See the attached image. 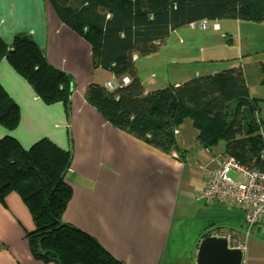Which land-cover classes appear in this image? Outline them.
<instances>
[{"label":"crops","instance_id":"crops-1","mask_svg":"<svg viewBox=\"0 0 264 264\" xmlns=\"http://www.w3.org/2000/svg\"><path fill=\"white\" fill-rule=\"evenodd\" d=\"M203 20L219 28L201 29L191 23L157 42L155 52L134 57L144 95L226 69H241L251 96L259 101L264 137V20L202 17L193 23ZM19 32L30 33L50 63L75 80L66 113L62 102L46 104L6 58L0 62V84L20 107L19 125L13 130L0 125V139L11 136L30 149L47 138L73 153L66 174L72 197L64 222L94 236L126 264H197L205 232L214 227L247 230L240 209L193 200L222 161L224 142L203 146L192 120L186 118L176 134L184 151L181 157L176 150L164 152L112 125L85 94L91 84L105 87L118 77L110 69L94 66L90 43L62 22L46 0H0L2 39L11 45ZM24 204L16 192L6 197V204L0 201V264H54L32 254L27 233L34 222ZM219 207L229 210L224 219L232 225L217 226L218 216H204ZM190 219L200 223L187 247L181 234L176 238L175 233L183 229L182 221ZM247 250L248 237L242 264L247 262Z\"/></svg>","mask_w":264,"mask_h":264},{"label":"trees","instance_id":"trees-1","mask_svg":"<svg viewBox=\"0 0 264 264\" xmlns=\"http://www.w3.org/2000/svg\"><path fill=\"white\" fill-rule=\"evenodd\" d=\"M46 1L62 22L90 43L95 67L130 77L114 91L93 83L85 94L112 125L170 152L181 150L175 131L190 118L203 146L224 142L225 155L263 169L259 101L251 96L241 69L201 76L145 96L134 57L155 52L157 42L202 17L262 21L264 0ZM3 58L46 104L62 102L69 113L75 80L50 63L30 33H17L11 45L0 35V62ZM19 123L20 107L0 84V125L13 130ZM72 158L71 150L47 138L25 149L16 138L5 136L0 139V201L6 204V197L16 192L28 207L34 229L27 238L35 258L54 264H126L94 236L63 221L72 197L66 180Z\"/></svg>","mask_w":264,"mask_h":264},{"label":"built area","instance_id":"built-area-1","mask_svg":"<svg viewBox=\"0 0 264 264\" xmlns=\"http://www.w3.org/2000/svg\"><path fill=\"white\" fill-rule=\"evenodd\" d=\"M201 29L219 28L217 23L210 25L207 20L192 23ZM130 82L128 76L120 82L108 81L105 85L114 90ZM178 130L175 131L177 134ZM263 169H253L231 155H224L219 166L211 172L205 180L202 189L193 195V200L206 205L224 203L229 207H236L243 213L247 231L229 228L214 227L209 236L225 238L232 249H246L245 238L254 225L264 220V147L260 153Z\"/></svg>","mask_w":264,"mask_h":264},{"label":"rangeland","instance_id":"rangeland-1","mask_svg":"<svg viewBox=\"0 0 264 264\" xmlns=\"http://www.w3.org/2000/svg\"><path fill=\"white\" fill-rule=\"evenodd\" d=\"M193 27H198V25H194ZM123 77L125 76L118 77V82H120L121 79H123ZM116 89L117 88H115L114 90ZM107 90L109 89L107 88ZM114 90H109V91H114ZM181 152H182V149L178 151V153L182 157ZM228 212L229 210L225 207H219L217 209L211 208V211L205 213L204 216L205 217L218 216V218L214 221V223L217 224V226L219 225L230 226L232 225L231 222L230 221L227 222L224 219L225 218L224 215H228ZM220 217L222 219H220ZM199 223H200V220H197V219H190L186 222L182 221L183 229H181L179 232L178 230L176 231L175 233L176 238H177V233L181 234L182 239L184 241L183 243L186 244V246L188 247L191 240L194 238V235H195L194 233L196 232L197 225ZM247 237H248V250L246 252V260H247L246 264H264V224L263 222H259L256 225H254L253 228L250 230V233Z\"/></svg>","mask_w":264,"mask_h":264},{"label":"water","instance_id":"water-1","mask_svg":"<svg viewBox=\"0 0 264 264\" xmlns=\"http://www.w3.org/2000/svg\"><path fill=\"white\" fill-rule=\"evenodd\" d=\"M243 251L232 249L225 238L205 237L197 252V264H242Z\"/></svg>","mask_w":264,"mask_h":264}]
</instances>
